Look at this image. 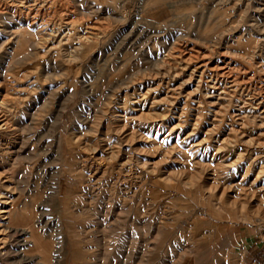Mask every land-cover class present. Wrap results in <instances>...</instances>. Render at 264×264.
<instances>
[{
    "label": "rangeland",
    "instance_id": "obj_1",
    "mask_svg": "<svg viewBox=\"0 0 264 264\" xmlns=\"http://www.w3.org/2000/svg\"><path fill=\"white\" fill-rule=\"evenodd\" d=\"M0 83V264H264V0H0Z\"/></svg>",
    "mask_w": 264,
    "mask_h": 264
},
{
    "label": "bare ground",
    "instance_id": "obj_2",
    "mask_svg": "<svg viewBox=\"0 0 264 264\" xmlns=\"http://www.w3.org/2000/svg\"><path fill=\"white\" fill-rule=\"evenodd\" d=\"M15 1V0H14ZM25 1V0H24ZM13 2V1H12ZM37 2V1H36ZM39 2V1H38ZM14 3H16V2H13V4ZM21 3V2H20ZM34 3V2H33ZM22 5V4H21ZM8 6V5H7ZM20 6V5H19ZM24 6V5H23ZM28 7H29V5H28ZM27 9H30V8H27ZM22 11V10H21ZM28 12V11H27ZM13 13V12H12ZM63 13V12H62ZM26 14V13H25ZM47 14H48V12H47ZM68 14V13H67ZM61 15V14H60ZM31 17V16H30ZM34 17V16H33ZM32 17V18H33ZM60 17V16H59ZM70 17V16H69ZM53 19V18H52ZM28 20V19H27ZM26 20V21H27ZM31 21H33V20H31ZM34 21H35V19H34ZM33 21V22H34ZM46 21V20H45ZM39 22H41V21H39ZM66 22V21H65ZM5 23H6V21H5ZM4 23V24H5ZM36 23V22H35ZM35 23H32V25L33 24H35ZM42 23V22H41ZM46 23V22H45ZM48 24V23H47ZM7 26H8V24H7ZM30 26V25H29ZM43 26V25H42ZM45 26V25H44ZM87 26V25H86ZM96 26V25H95ZM9 27V26H8ZM91 27V26H90ZM100 28V27H99ZM4 29V28H3ZM47 29V28H46ZM57 29V28H56ZM5 30V29H4ZM41 30V29H40ZM66 30V29H65ZM47 31V30H46ZM28 36H29V30L28 29H26L25 31H24ZM89 32V31H88ZM29 33V34H28ZM41 35V34H40ZM39 35V36H40ZM68 35V34H67ZM52 39L55 37V36H57L56 34L55 35H53L52 34ZM89 36V35H88ZM45 36L43 35V36H41V40H43V41H45V42H47V41H51L50 39L51 38H49V36L46 38H44ZM68 37V36H67ZM40 38V37H39ZM84 38V37H83ZM56 39V38H55ZM69 39H70V37L69 38H67V41H69ZM65 40H66V38H65V36L64 37H62V41H60V44H61V42L63 43L64 42V44H65ZM96 40V39H95ZM63 44V45H64ZM67 44H68V42H67ZM62 46V45H61ZM48 48V47H47ZM75 48V47H74ZM69 51V50H68ZM190 52H188V54H189ZM181 54V53H180ZM185 54V53H184ZM183 54V55H184ZM190 55H193V53L192 54H190ZM189 55V57H186V58H184L183 59V63L185 64V65H183L184 67L183 68H185L184 69V71L186 70V69H188V68H191V66H193V69L191 70V77L189 78V81L190 82H192V79L195 77V76H197L198 77V81H196L197 82V86H198V88L200 87V86H203L204 88H218V86L221 84V82L220 81H218V78H219V76L222 78V76L224 77L225 75L227 76L228 74H229V71L228 72H226V68L225 69H222V68H224V66H222L221 67V69L222 70H220V69H218V67L217 66H215V67H211L210 66V64L209 63H206V62H203V61H196V63L193 65V62H194V60L193 59H196V57H194V56H192V57H194V58H192L191 56ZM67 56V55H66ZM178 57H179V54H178ZM183 57V56H182ZM70 58V57H69ZM169 58V57H168ZM180 58V57H179ZM201 58V57H200ZM182 59V58H181ZM199 59V58H198ZM206 59V58H205ZM68 60V59H67ZM180 60V59H179ZM200 60H202V59H200ZM205 61V60H204ZM210 62V61H209ZM170 63V62H169ZM179 63V62H178ZM214 64V63H213ZM217 65V64H216ZM221 66V65H220ZM197 67L199 68V73L197 74L196 73V69H197ZM228 67V66H227ZM182 68V67H181ZM175 69V68H174ZM229 70V69H228ZM233 70V69H232ZM175 72V71H174ZM177 73H178V71H176ZM181 72V71H180ZM231 72V71H230ZM176 73V74H177ZM190 73V72H189ZM234 73V72H233ZM236 73V72H235ZM179 75V74H178ZM232 75V74H231ZM235 75L236 74H234V77H235ZM176 76V75H175ZM174 76V77H175ZM229 76H230V74H229ZM240 77H241V75H240ZM197 79V78H196ZM223 79V78H222ZM227 79V78H226ZM225 79V81H226V83H227V80ZM242 80H243V78H242ZM188 81V82H189ZM237 81L238 80H233V83H230V84H234V83H236L237 84ZM240 81V80H239ZM245 80H243V82H244ZM246 82V81H245ZM225 83V82H224ZM225 83V84H226ZM241 83V82H240ZM248 82H246V84H247ZM1 84V83H0ZM249 84V83H248ZM5 85V84H4ZM218 85V86H217ZM242 85H244V84H242ZM223 86V85H222ZM221 86V87H222ZM228 86V85H227ZM231 86V85H230ZM250 86V85H249ZM202 87V88H203ZM233 87V86H232ZM242 87V86H241ZM244 87H245V85H244ZM229 88V87H228ZM255 88V87H254ZM262 88V87H261ZM221 89V88H220ZM223 89H225L224 87H223ZM222 89V90H223ZM232 88H230V90H231ZM246 89V88H245ZM221 90V91H222ZM229 90V89H228ZM232 90H234V89H232ZM241 90V89H240ZM210 91V90H209ZM225 92H227V89L226 90H224ZM246 91H247V89H246ZM254 90H252V92H253ZM219 92V91H218ZM263 92H264V90H263ZM209 93V92H208ZM231 93V92H230ZM230 93H228V95L230 94ZM234 93V92H233ZM243 93V92H242ZM245 93V92H244ZM243 93V94H244ZM256 93V92H255ZM259 93V92H258ZM212 94V93H211ZM246 94H247V92H246ZM218 95V94H217ZM223 95V94H222ZM245 95V94H244ZM249 95H251V94H249ZM248 95V96H249ZM256 95V94H255ZM261 95V94H260ZM6 96V95H5ZM230 96H233V94L232 95H230ZM237 96V95H236ZM238 97V96H237ZM241 97V96H240ZM239 97V98H240ZM247 97V96H246ZM4 97H2L1 99H0V133L3 135L4 134V132H8V134H11V133H9V131H8V129H10V128H12V120L13 119H11V116L12 115H14V113H12V115L10 114L11 113V111H10V113L5 109V107L7 106V104H6V100L4 99V100H2ZM248 98H251V96H249ZM247 98V99H248ZM253 98V97H252ZM257 98V97H256ZM8 99V98H7ZM241 100H242V98H240ZM255 99V98H254ZM8 101V100H7ZM251 101V100H250ZM244 102V101H243ZM249 102V101H248ZM5 104H6V106H5ZM9 105V104H8ZM249 106L251 105V107L253 106V108H254V114H256V116L254 117V119L257 117V118H260V119H262V120H264V96H262V97H260L259 99H255L253 102H250L249 104H248ZM237 108V107H236ZM9 109V108H8ZM237 111V110H236ZM248 112V111H247ZM250 113V112H249ZM253 113V111L250 113V114H252ZM15 116V115H14ZM258 120V119H257ZM262 123H264V122H262ZM261 124V123H260ZM17 128V127H16ZM14 131H15V129H14ZM241 131V130H240ZM238 132H239V130H238ZM16 134V133H15ZM7 135V134H6ZM14 136V135H13ZM2 137V136H1ZM3 139V138H2ZM1 140V139H0ZM3 141V140H2ZM7 144V143H6ZM258 144H259V142H258ZM8 145V144H7ZM11 149H13V147L11 148ZM14 151V150H13ZM0 196H1V194H0ZM11 211L12 210H10V209H8L7 207H0V214H1V220H0V226H1V224H2V222L1 221H6V220H9L10 219V217H11ZM1 228H3V226L1 227ZM7 233V232H6ZM1 234V233H0ZM2 234H4V233H2ZM4 238H6V237H4ZM6 240H7V238H6ZM3 243H5V242H3ZM7 243V242H6Z\"/></svg>",
    "mask_w": 264,
    "mask_h": 264
},
{
    "label": "crops",
    "instance_id": "obj_3",
    "mask_svg": "<svg viewBox=\"0 0 264 264\" xmlns=\"http://www.w3.org/2000/svg\"><path fill=\"white\" fill-rule=\"evenodd\" d=\"M264 244V243H263Z\"/></svg>",
    "mask_w": 264,
    "mask_h": 264
}]
</instances>
